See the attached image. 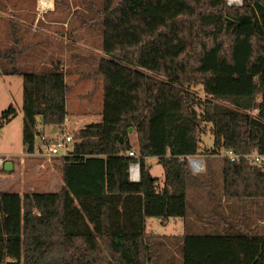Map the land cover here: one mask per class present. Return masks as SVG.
I'll use <instances>...</instances> for the list:
<instances>
[{
  "label": "trees",
  "instance_id": "1",
  "mask_svg": "<svg viewBox=\"0 0 264 264\" xmlns=\"http://www.w3.org/2000/svg\"><path fill=\"white\" fill-rule=\"evenodd\" d=\"M99 19L102 121L80 129L61 157L59 192H0V264H161L147 225L187 216L188 183L199 180L181 157L201 155L203 124H211L213 155L242 156L223 159V197L264 198V165L244 158L264 155V0H103ZM0 58L14 65L5 75L23 79V144L33 154L39 120L59 128L67 118L65 73L20 71L15 50ZM193 84L206 99L189 91ZM16 115L10 107L0 123ZM130 129L139 182L129 176L138 161L128 156ZM150 158L165 170L163 189ZM227 231L182 236L179 264H264V235L242 224Z\"/></svg>",
  "mask_w": 264,
  "mask_h": 264
},
{
  "label": "rangeland",
  "instance_id": "2",
  "mask_svg": "<svg viewBox=\"0 0 264 264\" xmlns=\"http://www.w3.org/2000/svg\"><path fill=\"white\" fill-rule=\"evenodd\" d=\"M51 2L52 9L42 15L38 0H0V55L10 50L17 51L18 63L15 67L23 72H33L38 68L42 72L44 69H51L49 65L63 70L65 78L68 77L66 109L69 110V117L74 114L73 110L81 107L90 106L94 113L93 118L89 115L79 125L71 123L70 132L76 138L78 131L86 125L102 121L104 89L98 68L100 60L105 57L103 25L99 19L103 0ZM227 4L230 7H240L243 0H227ZM51 50L56 52L48 53ZM38 62L43 65L40 66ZM13 67L10 62L0 58V121L3 112L10 107L17 111V115L9 123H0V156L9 155L11 161L19 162L20 168L15 173L0 170V192L19 193L23 196L27 193L59 192L62 187L54 186L60 177L59 173L51 179L53 185L48 186L44 170L54 165L60 157L39 159L25 152L23 79L4 74ZM188 89L201 99L207 98L200 84H193ZM41 128L39 120V132ZM199 136V157L203 158L206 170L202 174H193L199 180L197 183H188L187 216L168 220L153 218L147 225V232L156 237L153 239L154 247L159 252L161 264L168 261L178 264L182 262L181 237L186 234L225 235L230 233L227 229L232 225L242 224L250 231L264 235V198H224L223 172H220L224 158L222 151L213 155L215 146L211 124H203ZM129 140L132 150L139 155L134 130L130 133ZM147 163L151 167L152 176L158 179L159 189H163L166 182L163 166L155 158L148 159ZM207 166H210L208 171ZM226 222L229 227L223 228Z\"/></svg>",
  "mask_w": 264,
  "mask_h": 264
},
{
  "label": "built area",
  "instance_id": "3",
  "mask_svg": "<svg viewBox=\"0 0 264 264\" xmlns=\"http://www.w3.org/2000/svg\"><path fill=\"white\" fill-rule=\"evenodd\" d=\"M45 2L42 5L41 2ZM47 0H38V8L41 14L47 13L52 8L46 3ZM57 135L54 138H48L45 135L39 136V142L37 141L36 147L33 154L39 156H48L49 159L53 157H65L71 155L73 151L74 137L72 136L71 121L66 118L64 124L60 126ZM128 156L134 159H138L137 162H133L129 168V176L132 182L140 181V162L139 155H137L133 150L128 152ZM222 157L229 159L231 162H239L242 156L234 153L232 150L222 151ZM250 162L252 166H262L264 165V155H260L256 151H251L250 154L244 157ZM181 160H186L188 162L190 171L192 174L198 175L202 174L206 170L205 162L199 156H185L181 157ZM10 156H0V170H3L5 163L10 162Z\"/></svg>",
  "mask_w": 264,
  "mask_h": 264
},
{
  "label": "crops",
  "instance_id": "4",
  "mask_svg": "<svg viewBox=\"0 0 264 264\" xmlns=\"http://www.w3.org/2000/svg\"><path fill=\"white\" fill-rule=\"evenodd\" d=\"M55 52H56V50L48 51V53H50V54L51 53H55ZM38 64H40V66L43 65V63H41V62H38ZM49 68H52V66L49 65ZM41 70H42L41 68H38L37 70H35L33 72L38 73V72H41ZM46 70L47 69H44V71H46ZM65 79H66V85L68 86V77L66 76ZM103 100H104V91H103ZM73 111H74L73 112L74 114L71 117H69V110L66 109L67 118H68V120L71 121L72 124L79 125L84 120V118L87 117V116H89V115L92 118L94 117L93 109L90 106L89 107H86V108L85 107H81L80 109H77L76 108V110H73ZM55 129H57V130H55ZM57 133H58V127L54 128V127H51V126H42L41 132H40L41 135H45L48 138H54L57 135ZM30 155H33L34 157H37L39 159L40 158H48V156H39L37 154H30ZM10 162L13 163V167H14V169H13V171L11 173H15L16 170H18V168H20V164H19V162H15V161H10ZM221 164H222V170H220L218 168H217V170H220V172H223V161H222ZM62 166H63V161H62V159L60 157V159H57L55 161L54 165H52V166H50V167H48L47 169L44 170V173L46 175V180L49 181V183H47L48 186L53 185L52 182H51L52 181L51 179L56 174L59 173L60 177H59V179L56 180L57 182L55 183L54 186H56V187L59 186V187H62L63 188L64 181H63V170H62ZM208 168H210V166H207V171H208ZM195 182L197 183L198 181H195ZM31 194H33V193H31ZM19 195L23 196V194H19ZM263 224H264V222H263Z\"/></svg>",
  "mask_w": 264,
  "mask_h": 264
},
{
  "label": "water",
  "instance_id": "5",
  "mask_svg": "<svg viewBox=\"0 0 264 264\" xmlns=\"http://www.w3.org/2000/svg\"><path fill=\"white\" fill-rule=\"evenodd\" d=\"M132 131H133V129H130V133H131ZM120 141H121V143H123V138H121ZM13 169H14V167H13V163H12V162H7V163H5L4 168H3V170H4L5 172H12Z\"/></svg>",
  "mask_w": 264,
  "mask_h": 264
},
{
  "label": "bare ground",
  "instance_id": "6",
  "mask_svg": "<svg viewBox=\"0 0 264 264\" xmlns=\"http://www.w3.org/2000/svg\"><path fill=\"white\" fill-rule=\"evenodd\" d=\"M46 3H47L48 5H50V7H52V6H51V5H52L51 0H47ZM41 4H42V5L44 4V6L46 5L45 2L43 3V1L41 2Z\"/></svg>",
  "mask_w": 264,
  "mask_h": 264
}]
</instances>
